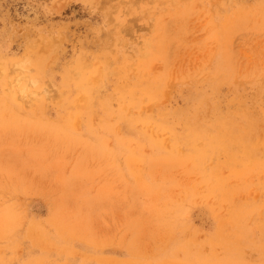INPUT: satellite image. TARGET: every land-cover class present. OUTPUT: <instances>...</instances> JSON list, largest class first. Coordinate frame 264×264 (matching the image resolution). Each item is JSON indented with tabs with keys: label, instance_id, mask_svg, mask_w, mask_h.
I'll return each instance as SVG.
<instances>
[{
	"label": "rangeland",
	"instance_id": "obj_1",
	"mask_svg": "<svg viewBox=\"0 0 264 264\" xmlns=\"http://www.w3.org/2000/svg\"><path fill=\"white\" fill-rule=\"evenodd\" d=\"M0 264H264V0H0Z\"/></svg>",
	"mask_w": 264,
	"mask_h": 264
}]
</instances>
